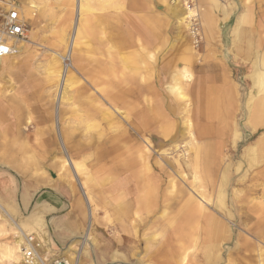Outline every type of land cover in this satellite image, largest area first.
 Segmentation results:
<instances>
[{
  "label": "bare ground",
  "instance_id": "6f19581e",
  "mask_svg": "<svg viewBox=\"0 0 264 264\" xmlns=\"http://www.w3.org/2000/svg\"><path fill=\"white\" fill-rule=\"evenodd\" d=\"M73 1L75 12H70L64 29L65 35L56 44L57 50H52L46 70L44 72L36 70L34 76H31L33 81L25 85L26 89L31 92L30 95H36L34 96L36 98L46 97L43 95L44 91L40 90L46 84L57 83L58 87L51 88L52 90L47 94V100L37 106L40 108L38 120H33L34 116L31 111L33 105H31L32 103L28 104L26 109L28 120L25 123L27 124L25 128L22 127L23 113L13 114V116H10L11 112L7 113L8 118L16 119V127L14 126L12 129V134L15 139H19L18 143L13 141L8 146L9 150L34 149L44 152L47 149H58L61 151L62 156L57 157L58 160L55 159L59 165V174L55 181L62 180L73 188L75 187L74 183H79L87 198L85 199L89 202L88 206L93 208V210L90 209L92 215L96 209L92 205L93 198L88 182L92 180L93 174L83 169L84 163L78 160V157L90 149H98L99 146H95V142L99 143V140L94 136H85L90 134L88 128H91L93 124L90 123L88 127L83 126L81 129L70 125L71 123L67 119L68 114L72 113L86 121L99 119L106 124V128H103L99 135H111L109 142L107 141L105 147L94 157L96 168L107 167L108 158L111 157L110 166L115 170V175L110 179L107 178L108 181L126 172L119 180L123 181L125 177L133 178L139 189L136 202H138V206H147L162 194V179L158 170L165 166H174L168 158L172 149L166 146L173 147L181 135L176 129L179 126L178 122L173 117L181 115L185 124L182 134L187 138L186 145L188 146H185L188 148L185 152L188 154H182L186 156L184 163L178 158L176 164L182 167L185 165L186 169L188 168L189 175L192 177L191 188L197 195L195 197L191 195L188 198V200H192L189 215L201 218L203 225L208 227L202 236L193 237L192 244L182 247L183 249L178 254L177 264H202L198 260L199 255L196 256L197 245L201 242L208 243L201 246L200 257L204 259V262L206 261L204 264H218L223 254L221 253L222 245L218 241L226 234L232 235L233 228L230 223L218 215L222 213V206L224 207L226 204L225 192L220 191L219 187L217 195L219 198L216 200H213L212 194L217 191L218 182L221 185L224 180L228 181L232 177L228 161L230 156L223 153V148L220 145L224 142V137H228L232 132H235V141L233 142L235 146L230 149L231 151L234 152L239 141L243 140L244 136L239 131L238 115L235 114L241 109L243 116L247 119L245 124L251 131V137L255 139L246 151L248 159L247 156L245 157L247 165L252 169L250 172L252 176L247 179L248 175L245 173L242 176L243 179H239L242 182L244 178L250 181L249 187L253 192L251 200L248 201V207H246L244 222L245 226L247 223H252L250 231L264 243V24H262L264 17H260L261 24L257 27V12L254 6L249 4L251 0L245 3L243 12L239 14L233 33H231L233 36L229 52L227 50H225L226 53L222 52L223 59H219L218 55L213 52L215 59L209 60L210 62L206 64H199L200 61L196 59L194 48L189 49L191 56L184 58L174 51V43L170 42L164 44L166 51L160 58L164 49H160L161 42L156 32L157 24L140 22L134 17L129 20L125 13L127 10L126 1L110 0V14L104 15L100 19L101 23H105L108 20L106 16L110 18V48L107 47L110 54V66L97 70L82 66L81 58H75L74 51L78 44L75 35L72 34L71 24L73 23V26L75 23L74 28H76L77 36L78 31L83 30L89 19H96L97 23L98 18L94 16L93 12L86 15L85 11L88 8L85 4L86 0ZM190 1L175 0L171 4L167 2L164 4L166 9L177 18L179 28L185 26L196 37L198 31L196 26L202 22V25L205 23L207 32H213L216 27L215 23L213 21L207 23L202 20L198 6L190 5ZM138 6L136 0H131L129 6L131 10L134 11ZM21 10L27 19L36 15L34 10L39 11L40 9L33 0H29L25 8L22 7ZM72 15L73 17H71ZM261 16H264V11L261 12ZM251 23L252 26L242 27ZM29 26L28 22V39L18 42L17 49L13 53L0 58V69L5 68V71L10 72L15 69L21 58L29 56L36 50L32 49V44L34 45L39 30L35 23L31 28ZM260 27L261 29H259ZM70 55L71 66L65 67L66 58ZM228 56H231V60L227 59ZM190 66L195 69L199 67L197 75L194 74V71L192 72ZM241 66L246 72L244 82L251 88L244 104L240 102L242 101V86L238 81L240 78L236 74L237 71L234 69V67L239 69ZM77 73L85 78L88 84H82L74 91L71 90L69 80L75 77L73 74ZM150 86L155 89L156 102L159 101V104L154 105V99L143 94L144 90ZM15 97L20 100L19 103L28 101V97L20 91H17ZM141 104L145 105L142 107ZM73 120L75 121V119ZM162 121L163 123H161ZM158 124L159 126H157ZM154 126L157 127L153 129ZM161 148H163L162 151ZM10 162V164L7 162L3 164L5 167L10 166L21 173L20 168L13 164L12 160ZM180 176L185 177V172ZM204 180L210 182L209 185L213 191H210L202 183ZM118 186H121L120 183ZM180 193L182 192L176 191L175 177L170 175L164 189V197L169 199L174 194L177 196ZM39 208L41 209V207ZM0 209L12 224L9 229L13 232L7 233L6 238H11L14 235L21 236L17 240L13 239L14 243L10 244L4 253L6 262L20 264V244L25 234H30L26 231L34 232L33 230H36L37 227L43 229L48 223L44 218L45 215L38 212V209L30 217H26L20 222L10 213L8 206L1 199ZM136 215L138 220L140 215L138 213ZM189 215L187 214V218L190 220ZM88 229L89 227L73 244V246L82 245L80 246V258H83L84 253L89 251L90 241L93 240ZM212 239L217 242L210 246L209 242ZM246 246V250L250 252L255 250L254 248L250 250L251 245ZM263 248L261 245L258 248L262 260L260 264H264Z\"/></svg>",
  "mask_w": 264,
  "mask_h": 264
},
{
  "label": "rangeland",
  "instance_id": "374dc122",
  "mask_svg": "<svg viewBox=\"0 0 264 264\" xmlns=\"http://www.w3.org/2000/svg\"><path fill=\"white\" fill-rule=\"evenodd\" d=\"M18 1L21 4V8L23 7L24 9L26 3L29 0H18ZM33 1L39 6L40 10L39 11L34 10L36 15H32V17L27 18V20L30 23V26H29L30 28L34 26V23H35L36 28L39 30L36 41L34 42V45L32 44V49H36L37 52L36 50H34V52H32V54H29V56L21 58L20 62L16 64L15 69L11 70L10 72L5 71V68L0 69V163L4 161L10 164L11 163L10 161L12 160V163L17 165L20 168L21 173H17V171L12 169L10 166L5 167V165L3 164L4 162L0 164V170H3V168L9 169V170L12 169L11 171H14L16 174L21 175L17 177L20 178L22 182L23 181H27V182L35 181L37 183V188H38L40 186H43L44 182H46L47 179L49 181H54V179L57 178V175L59 174V165L56 160L59 159V158L57 159V157L62 156L61 151H58V149L56 150L47 149L44 152L39 151V150L35 151L34 149H30V150L20 149L18 151L16 149L15 151H10L8 146L11 145L13 141L18 143L19 139H15L14 135L12 134V129L14 128V126L16 127V122H15L16 119L8 118V114L11 112L10 116H13V114L17 115V114L23 113L22 127L25 128L27 125L25 123H27V120H28V111L26 109H27L28 104L32 103L31 105H33V109L31 111L34 116L33 120L35 121L38 120L40 116V108L37 106H40L41 103L47 100L48 92L58 87L56 85L57 83H52V85L46 84V86L42 87L43 89H40L41 91L42 90L44 91L43 95H46V97L44 96L45 98L44 97L36 98L34 97L36 95L34 96L30 95L31 92L26 89L25 85L33 81L31 76H34V73L36 72V70L41 71V72H44L46 70L49 64V56L51 55L52 50L53 49L57 50L56 44L59 43L62 40V36L65 35L64 29L66 28V20H68L70 12L71 11L75 12V10H74L73 0L72 1L71 0H33ZM125 1H126V6H127V10H125L126 11L125 13L129 20L132 17H134L135 20H139L140 22H149L152 25L154 23L157 24L156 32H157V37L161 42L160 49H164V51H162L160 54V58L162 57L161 56L162 53H165L166 51L165 49L166 43L170 42L172 44L174 43V51L179 53L181 57L184 56V58L190 57L191 54H190L189 49L194 48L195 49L194 54L197 57L196 59L200 61L199 64H206L212 61L213 59H215L213 52L218 55L219 59L224 58L222 52H224L225 50L229 52L231 48L230 43L232 41V36H233V34L231 35V33H233V29L238 21L239 14L243 12V6L245 5V3L248 2V0H191L189 4L198 6L199 15L201 19L205 20L207 23L213 21L216 25L214 31L210 33V32H207L205 23H203L202 25V22H201L200 25L196 26L199 32L197 31V35L195 37L190 32V30L186 28L185 26H181L179 28V24H178L179 22L177 18H175L168 11V9H166L164 3L167 2L168 4H171L175 0H136L139 6L134 11L131 10L129 7L131 4V0H125ZM98 2L101 5H98L99 4ZM98 2L97 0H86L85 4L88 7L87 10L85 11L86 15L93 12L94 16L98 18V22L97 23L95 22L96 19L95 20L89 19L86 25L84 26L83 30L78 31L77 36L79 38L75 34V30H76V28H74L75 23L73 26H72L73 23L71 24V28L73 27L72 34L75 35L76 42L78 44L76 50L74 51V54H75L74 56L76 59L81 58L82 66H86L87 68H92L93 70H97L98 68H104V67L110 66V61H109L110 54L108 50V48H110L109 47L110 46V18L106 16L108 20H106L105 23L100 22V19L103 18L104 15L110 14V0L108 1L98 0ZM249 4H252V6H254L255 8V11L257 12V18H258L257 27H259L261 24L260 17H264V16H261V12L264 11V0H251ZM124 9H125V6H124ZM102 12H106V13L103 14ZM71 17H73V15ZM197 23H199V20H197ZM262 24H264V21H262ZM248 25L252 26V23L245 24L242 27H245ZM253 26L255 27L256 25H253ZM259 29H261V27ZM29 34H31L30 31H29ZM179 35H181V37H179ZM230 57L228 56L227 59L231 60ZM71 63H72V58L70 55L68 56V58H66V62L64 65L65 67H69L71 66ZM190 69L192 70V72L194 71V74L197 75L199 67H197L196 68L197 70H196L195 67L190 66ZM234 69L238 71L236 72V74L240 78L238 81L242 86V90H241L242 101L240 102L244 104L248 98L249 91L251 88L250 86H246V83L244 82V77L246 78V72L244 70V67L243 66L239 67L240 70L237 69L236 67H234ZM73 75H75V77L69 80V84L71 85V90L76 91L79 86H82V84L83 85L88 84L87 80L83 78L80 74L77 73ZM17 91L22 92L24 96L26 95L28 97V101H21V103H19L20 100L15 97L17 96ZM154 92H155V89H153L150 86L144 90L143 94L145 96H148L149 98L154 99L153 103L154 105H156V103H158L159 101L156 102L157 97L155 96ZM53 94L55 95V92ZM144 105L145 104H141L142 107ZM160 106H161V103H160ZM235 114L238 115V121L240 122L239 131L243 134L244 137H243V140H241L242 142L239 141V144H238L239 146L237 145L236 148H234L235 149L234 152L231 151L230 149H233V147L235 146L233 143L235 141V135H234L235 132H232L228 137L226 136L224 137L225 138L224 142L220 145V147L223 148L224 154H228L230 156V159H228V161L230 162L229 170H230L232 177L228 181L224 180V182L221 185H220V182H218L216 186L217 191L213 192L212 194L213 200H216V198H219L217 196L219 193L218 191L219 187H220V191L225 192L224 199L226 201V204L224 207L222 206L223 208L222 213L218 215L224 221H227L228 223H230V225L233 228V234H234V236L233 234L232 235L226 234L224 235L223 238H221L218 241L222 245L221 253H223L222 259L220 260L218 264H260L262 260L260 258L258 248L260 245L264 247V243L258 239L257 235H254L253 232L250 231L252 230L251 229L253 226L252 223L251 222L247 223V226H245V222H244V219L246 217V209H247L246 207H248V201L249 199L251 200L253 196V192H251L250 187H249L250 181L247 180L249 179L250 176H252V173H250L252 172V169L249 168V166L247 165L246 158L248 159V155H246L247 154L246 151L248 147L250 146V143L254 142L255 139L254 137H251L252 135L251 131L245 124L247 119L246 117L243 116V111L240 109L236 111ZM180 116L181 115H178L177 117L176 116H173V117H174V120L178 122L179 126L176 129H178L181 135L173 147L166 146L167 148L172 149L170 151L171 154L168 156V158L172 161V164L174 166L172 167L165 166V168L158 170L160 177L162 179L161 181L162 182L161 183L162 194L156 200H154V202L151 203L150 205L138 206L135 200V197L137 196V194L134 197H131L127 201V199L130 196L126 195L124 197L123 195H120L119 190H117V188L110 189V193L112 195V198H110L111 205L113 204L114 206L116 203L121 202L124 205L125 210H128L127 208L129 206H133L134 210L131 211V214L134 211H138L142 217V212L140 210L150 209V208H153L154 210L156 209V212L154 211L156 213V216L151 219L155 218L154 222H157V221L159 223L163 221L166 222L164 224L167 226L165 228V232H167L166 230L169 231V238L167 239V241L168 243L173 244L175 248L174 251L178 252V254L185 246H188L193 243L194 236L196 237L202 236L203 232H205V229H207L208 227V226L203 225L202 223L203 221L201 218L199 219L198 217L189 215L190 208L192 207V200L191 199L188 200V198L191 195H194V197L197 195H196V192L191 188V180H192L191 178L192 177L189 175L190 173H189L188 168L186 169L185 165L182 167L176 164L177 163L176 159L178 158L181 159V161L184 163V160H185L184 158L186 157L185 155L188 154L187 152H185V150L188 149L186 148L188 147L186 145L187 138L183 136L182 134L185 130V124H184V120L182 116L181 117ZM73 119H75L76 122ZM67 120L69 121V123H71L70 125L77 126L81 129H83L82 128L83 126L88 127L90 123L93 124L91 128H88L90 134L85 135V136L97 137V140H99V143L98 141L95 142V146H99V147L98 149H95V150L90 149L86 151V153L83 154L82 157H80L79 159H81V161L84 163L83 169L93 174L92 180L90 182L91 185L89 184L90 190L96 189L95 186L99 188H104V186L99 185V184H103V185L109 184L110 180L108 183L107 178L110 179V177L112 178L115 175V170L110 166L111 157L108 158L109 163H108V166L105 168L104 167L96 168L97 164H95L96 160H94V157L96 156L97 152L101 151L105 147V144L107 143V141L109 142L111 134H109V136L99 135V133L103 131L102 129L106 128V124L102 123L99 119L91 120V121H86L83 118L80 119V117L75 116V113L68 114ZM161 123H163V121ZM157 126H159V124ZM157 126H154L153 129ZM85 136L83 135V137ZM177 144L178 146H176ZM183 146L184 147L186 146V147L184 148ZM160 150L162 151L163 148H161ZM182 154H185V155H182ZM163 155L165 156V154ZM29 160H31L32 162H30ZM239 166L241 167L238 169ZM184 172H185V177H181L180 175L181 174L183 175ZM245 173L248 175V177L247 179L244 178V181L242 182L239 179H243L242 176ZM169 174L175 177L176 191L177 192L180 191L182 193H180V195H177V196L176 194H174L172 197L167 199L164 197L165 195L164 189L167 186V180L170 177ZM60 182H59V185H60ZM95 182H99V184H96ZM116 182H119V181H116ZM206 182L208 181L204 180L202 183L206 185V187L210 191H213L211 189V186L209 185L210 182L208 183ZM74 185L76 189H78V192L81 193V186L79 185V183L78 184L74 183ZM126 187L127 186H124V187L119 186V189L122 190L123 188L124 190V188ZM4 203L8 206L10 213L14 215L15 219L18 222H20V220L28 216L34 209L32 206L29 210L23 213H20L14 209V206L8 204L7 202H4ZM92 205L98 209V205L96 204L94 199H93ZM177 209H179L180 211ZM176 212L178 213L176 214ZM148 214H149L148 216L143 214V220L141 218L140 221H142L143 223L148 222V219H150L149 217H150L151 212H148ZM187 214L189 215L190 220L187 218ZM55 215H59V212L58 211L54 213L50 212L49 215L46 217L47 221H49ZM98 215L95 219L98 223L95 226L99 227L102 223H105L108 220L110 221V218L108 216L100 218L98 217ZM110 215H111V218L117 217L111 210H110ZM120 219L121 220L127 219V216L125 215L123 217L122 215H119L117 222L121 223ZM129 220L130 222H133L132 218L127 219V221ZM198 224L200 225V227ZM11 225H12L11 222L7 220L6 215L0 209V264H8V262H6V257H5L6 255L4 253H6L9 245L14 243L13 239L16 238L17 240L21 237L19 235H16V236L14 235L13 237L11 236V238H6L7 233L13 232V231H10L12 227ZM86 228L87 226L83 228V232L81 234H84ZM215 242L217 241L212 239L209 242L210 243L209 245L213 246ZM206 243L207 242L203 244L201 242L197 245V255L196 256L199 255L198 260L202 262V264H204L206 261L204 262L203 261L204 259L200 257L201 256V246L202 245L205 246ZM246 245H251L250 250H252L253 248L255 250L253 252L246 250V247H247ZM77 246L78 245L72 246V247L70 246L69 248V245H67L66 247H61L60 249H63L62 251L66 250L65 253L71 255V253H73L76 250ZM136 246L138 247V245ZM175 256H176V253H175ZM191 260H193L192 257H191ZM82 264H83V261H82Z\"/></svg>",
  "mask_w": 264,
  "mask_h": 264
},
{
  "label": "crops",
  "instance_id": "0c3cea01",
  "mask_svg": "<svg viewBox=\"0 0 264 264\" xmlns=\"http://www.w3.org/2000/svg\"><path fill=\"white\" fill-rule=\"evenodd\" d=\"M80 157L82 156H79L78 160L81 161V159H79ZM4 169L5 168L0 170V199L3 202H7L14 206V209L20 213L29 210L33 206V211L26 217H30L34 214L33 212L38 209V212H41L43 216L45 215L44 218L46 221V217L50 212H59V215H55L47 221L48 224L46 227H43V229L37 227L36 230H33L34 232H29L30 230L26 231L28 233H38L45 237L49 250L55 251L60 249V247H66L67 245H69V248L70 246L72 247L77 241V238L83 232V228L89 225L87 228L89 227L88 230L92 236L91 239L94 241H90L89 251L84 253L82 259L83 264L178 263V252H175L173 244H170L167 241L169 238V231L166 230L167 232H165L167 226L164 224L166 222L163 221L159 223L158 221L154 222L155 218L151 219L156 216V209L154 210L153 208H150L140 210L142 212L141 217V214L138 211H134L131 214V211L134 210L133 206H129L127 208L128 210H125L124 205L121 202L116 203L114 206L113 204L111 205V188H117L120 195H123L124 197L126 195L130 196L127 201L137 194L135 197V200L137 201L139 189L136 181L130 177H125L123 181L119 180L124 174H126V172L111 179L110 183L108 181L109 184L107 185L95 182L96 184L104 186V188L95 186L96 189L90 190L91 196L99 209L98 210L94 207L96 210H94V213L91 215L90 209L92 207L88 206L89 202L86 200L87 198L82 192L83 190H81L80 193L76 187L73 188L68 183L63 182L62 180L55 181V179L54 181H48L47 179V182H44L43 186L37 188V183L35 181L22 182V180L18 178L21 175L16 174L9 169ZM117 180L121 185L120 187H122V185L124 187L126 184L125 186H127L128 189H126L127 187L124 188V190L123 188L122 190L119 189V183H116ZM90 182L91 181H89L88 184H90ZM121 182H124V184ZM39 207H41V209ZM110 210L113 211L117 217L111 218ZM148 212H151L150 219H148V222L143 223L140 220L141 218L143 220V214L148 216ZM137 213L140 215L138 220L136 218ZM97 215L100 218L108 216L110 221L108 220L105 223H102L99 227L95 226L98 223L95 220ZM119 215H122L123 217L127 215V219L132 218L133 222H130V220L127 221V219H122L121 223L117 222ZM136 245H138V247Z\"/></svg>",
  "mask_w": 264,
  "mask_h": 264
},
{
  "label": "built area",
  "instance_id": "2783aa9c",
  "mask_svg": "<svg viewBox=\"0 0 264 264\" xmlns=\"http://www.w3.org/2000/svg\"><path fill=\"white\" fill-rule=\"evenodd\" d=\"M27 39L28 20L21 10L20 2L0 0V58L13 53L18 42ZM80 246L69 256L63 249L49 251L42 235L25 234L20 244V264H82Z\"/></svg>",
  "mask_w": 264,
  "mask_h": 264
}]
</instances>
